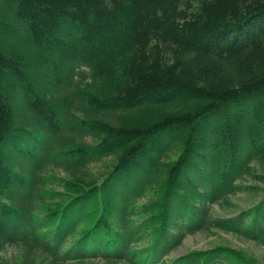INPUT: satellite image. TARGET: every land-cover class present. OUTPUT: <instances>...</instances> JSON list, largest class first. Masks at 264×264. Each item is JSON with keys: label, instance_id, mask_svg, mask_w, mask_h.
<instances>
[{"label": "trees", "instance_id": "obj_1", "mask_svg": "<svg viewBox=\"0 0 264 264\" xmlns=\"http://www.w3.org/2000/svg\"><path fill=\"white\" fill-rule=\"evenodd\" d=\"M2 1L37 54L0 46V251L22 264H238L224 249L166 260L213 230L264 248V198L228 218L208 207L239 188L241 129L253 151L235 180L264 166V0ZM177 146L159 197L135 205Z\"/></svg>", "mask_w": 264, "mask_h": 264}, {"label": "rangeland", "instance_id": "obj_2", "mask_svg": "<svg viewBox=\"0 0 264 264\" xmlns=\"http://www.w3.org/2000/svg\"><path fill=\"white\" fill-rule=\"evenodd\" d=\"M0 7V21H7L10 26L14 27V30L11 31V33L8 32V27L0 33V46H7L9 43L13 42L15 43V46H19L21 50L26 51L29 54H37L35 50H32L31 46L26 45V42L28 41L25 39L24 34H22L24 32L22 25L9 14L10 5L8 6L4 1L0 0ZM48 73L49 70L42 71L41 69L38 73L34 74L35 76H37V74L47 76ZM13 96L15 95H12V97H10L11 102L16 101V99L19 100V103H12L13 108H16L15 110L17 114H19V111L20 113H22V102L20 100L22 98L21 95L19 94V96L16 97ZM236 114L240 115V112L238 111V113ZM238 135L239 141L237 147L239 151H237L233 156V161L238 160L239 165L237 170H232L233 172L231 171L232 176L230 177L229 183L233 180V184H236L239 188L237 192L225 197L224 202L208 205L214 217L226 218L229 216H233L241 212L242 210L253 209L264 198V166L260 165V163L252 161L249 165L250 171L248 172V174L244 175V177H241L240 179L235 180V175L243 166V161L246 155L248 153L251 154V152L253 151V148L251 147V144L248 140L247 132L244 129H241ZM208 139V136H205V142L202 146V153L205 155L206 158H215L217 157V151L213 149V146L211 147V145L209 144L210 142L207 141ZM169 154V159H166L160 167L156 180H154L147 186L146 190L140 195L139 199L135 201V205L142 206L147 204L148 202H151L153 198L156 199L157 197H159L163 182L166 178L165 166L167 165L168 167L173 161L178 158V156H180L181 148L177 146L173 148V150ZM16 156L17 155L15 152H11V155L9 157L11 158V161H15ZM17 158L19 157L17 156ZM110 162L111 159L104 163L109 164ZM196 164L197 163L194 164L195 168L198 167L196 166ZM198 164L201 165V160L200 162H198ZM102 166L103 164L99 167V170L94 168V171L98 172L97 174L102 173ZM198 169L201 170V167ZM97 174L95 173L94 175L99 176ZM141 174L142 172L135 176V179H133L130 187L135 186ZM205 174L209 177H211L212 175L210 173V169H205ZM253 174L257 175V177H261L262 179L254 180L252 178ZM188 176L194 178L197 185H201L196 170L194 171L192 169H189ZM203 189L205 190V188ZM135 195L132 196V199L133 197H135ZM130 220L132 222L136 221L133 216H131ZM147 235L148 232L145 230L143 234L138 238L137 242L135 243V246L143 247V241L145 239H149ZM145 236H147V238H145ZM222 249H224L227 254L231 256L238 264H264V248L262 246L256 245L253 242L238 235L232 233H225L217 230H213L212 233L199 232L193 235H188L183 240L181 246L174 250L168 256V260L172 261L176 259H182L184 257H187L191 253H202L208 256ZM23 257L24 256L21 253H18L17 248L7 247L6 249L0 251V264H22ZM93 264L109 263L97 261L93 262Z\"/></svg>", "mask_w": 264, "mask_h": 264}]
</instances>
